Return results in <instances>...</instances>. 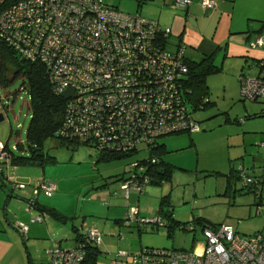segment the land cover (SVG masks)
<instances>
[{
	"label": "rangeland",
	"instance_id": "374dc122",
	"mask_svg": "<svg viewBox=\"0 0 264 264\" xmlns=\"http://www.w3.org/2000/svg\"><path fill=\"white\" fill-rule=\"evenodd\" d=\"M106 1L122 12L139 13L146 18L156 19L162 10L161 25L173 30L166 48H171L172 42L175 44L177 31L171 19L175 14L184 15L186 8L177 4V0ZM226 2L235 4L237 13L251 10L256 14L264 13V0ZM166 20L170 21L163 22ZM185 24L186 30L203 33V30L213 28L209 23H197L193 29L189 23ZM183 41L189 58L197 61L203 56L189 47L185 38ZM222 57V54L214 57V63L221 65V69L205 77L211 104L194 113L199 130L158 139L166 145L162 159L169 166L167 176L160 183H145L140 192L131 191L127 196L120 189L122 179L119 178L130 174L131 171L127 172L131 168L130 162L146 155L145 147H139L134 155L103 161L95 148L69 147L55 138H48L41 146L44 160L40 165L30 162L14 165L10 161L3 164L0 221L9 231L6 238L14 240L16 236L11 234L12 231L18 235L22 250L14 244L3 255L0 264H12L21 251L24 260L28 254L33 264H47L46 252L57 242L60 241L63 248L75 245L73 227L81 234L90 228L100 232L95 264H133L131 256L144 247L200 252L204 241L201 222L232 223L238 234L245 237L264 230V195L258 200L255 192L243 188L241 178L250 176L261 180L264 172V143L255 134L244 132V122L250 123L252 119H245L251 114L248 110L264 99H243L237 77L224 68ZM20 83L17 80L8 87H0V145L12 149L19 144L21 150H12L14 154L29 157L26 130L31 112L27 93L18 91ZM253 125L258 127L256 123L250 127ZM40 181L54 183L55 187L48 194L39 191L36 195L33 187ZM257 190L264 191V184H258ZM33 197L41 207L53 208L70 220L61 223L49 214L43 215L37 208L29 207ZM168 210L172 211L177 225L168 219L167 226L171 227L136 222L138 218L152 220L161 216L159 212ZM29 213H33V217L41 214V223L29 224ZM20 220L30 227L35 226L33 238L12 229Z\"/></svg>",
	"mask_w": 264,
	"mask_h": 264
},
{
	"label": "built area",
	"instance_id": "2783aa9c",
	"mask_svg": "<svg viewBox=\"0 0 264 264\" xmlns=\"http://www.w3.org/2000/svg\"><path fill=\"white\" fill-rule=\"evenodd\" d=\"M191 2L176 1L183 7ZM201 5L207 11L216 8L215 0H201ZM169 35V27L139 13L122 12L105 0H13L0 10V39L22 57L42 64L58 94L73 91L56 134L100 153L134 155L139 147L151 153L159 137L199 130L190 105L192 91L186 84L187 47L179 38L166 48ZM249 47L264 49V29ZM255 66L264 68V57ZM239 86L243 99H264V75L241 74ZM209 101L202 96L197 106ZM8 157L0 145V170L1 161ZM141 158L142 162L129 163L131 172L120 184L126 196L152 182L147 169L156 158ZM241 178L244 188L264 184V176ZM54 187V183L36 182L33 193L48 194ZM35 197L29 207H34ZM41 221V214L30 219ZM136 222L164 226L159 215ZM15 226L26 234L27 224ZM201 233L200 252L144 247L131 260L133 264H264V230L245 237L232 223L221 222L206 223ZM100 242V232L87 229L73 247L56 243L48 250V264H88L89 248Z\"/></svg>",
	"mask_w": 264,
	"mask_h": 264
},
{
	"label": "trees",
	"instance_id": "16d2710c",
	"mask_svg": "<svg viewBox=\"0 0 264 264\" xmlns=\"http://www.w3.org/2000/svg\"><path fill=\"white\" fill-rule=\"evenodd\" d=\"M12 1L13 0H2V2H0V10L8 6ZM214 55L215 53L203 55L197 61L187 57L188 73L186 84L192 91L189 99L194 113L198 110L207 108L211 104V102L209 101L203 104L201 107L197 106L198 99H200L202 96H208L209 93L205 86V77L208 74L214 73L221 69L220 66H217L214 63ZM17 80L21 81L18 91L26 92L29 98V109L31 112V116L28 128L26 130V142L28 144L27 146L29 148L30 154L29 157L15 155L14 151L12 150H21V146L19 144H17L12 149L8 148L7 145H4V150L9 155V159L7 161H1V169L3 164L8 163L9 161L14 165L24 164L26 162L42 163L44 160V155L42 153L41 146L43 142L48 138H55L60 142V144H64L69 147L83 145L94 148L91 145H87L84 143L82 144L71 138L61 137L56 134L57 130L60 127L67 99L60 97L55 89H53L52 85L47 81L45 70L42 64L38 62H31L28 59L22 57L14 49H12L3 40L0 39V87H8L11 83ZM162 137H159L158 139ZM158 139H156L155 141V147L151 148V153L147 152L144 156L145 158H150L151 156L156 158V161L154 163H150V166H148L149 168L147 169V174L150 176L154 183H160L162 180H164V178L167 176V173L169 172L167 168L169 167L167 165L168 163L166 164L162 159V153L166 149L163 143H159ZM98 153L100 155L99 159L103 161H111L123 158L125 156H131L126 153ZM141 157L135 160L142 162L141 160L143 158ZM1 178L2 172L0 170V179ZM119 179H123V177ZM246 189L249 192H255L258 200H260L261 196L264 195V191L258 192L257 186L255 188L246 187ZM34 207L40 210L41 214L44 215L47 213L61 223H66L68 220H70L68 217L64 216L53 208L41 207L36 200L34 201ZM159 213L162 216L164 226H172H167V219L169 222L175 223L177 225V222H175L174 218L172 217L171 210H168L166 212L161 211ZM206 223L214 224L211 222H201V226H204ZM14 228L18 230L15 225ZM72 230L74 232V241L76 244L78 239L80 238L81 233H79L75 227H73ZM20 233L22 236L26 235L22 234V232ZM167 236L170 237L169 231ZM96 254L97 247L92 249L89 248L87 253L88 264H95ZM26 264H33L28 254Z\"/></svg>",
	"mask_w": 264,
	"mask_h": 264
},
{
	"label": "crops",
	"instance_id": "0c3cea01",
	"mask_svg": "<svg viewBox=\"0 0 264 264\" xmlns=\"http://www.w3.org/2000/svg\"><path fill=\"white\" fill-rule=\"evenodd\" d=\"M226 1L227 0H215L216 8L207 11L201 5V0H192L191 4L185 8V14H175V17L171 19V23H174V27H176L177 31V40L175 43H178L179 38L182 39V41L183 38H185V42L189 47L195 51H200L203 55L211 53H215V55L222 54L224 68L228 71L231 70L234 75H236L239 84V77L242 73L264 75V68L260 70V68L255 66V63L261 57H264V49L249 47V45L255 40L256 36L262 29H264V13L256 14L252 10L246 11L245 13H237L235 4L229 5ZM158 14L159 15L156 19L148 18L158 21L161 25L162 22L160 19L163 14L162 10H160ZM168 21L170 20L163 22L167 23ZM181 23H183V25L180 28ZM185 23H189L192 29L196 28L197 23H209L210 26L212 24L213 28H209L208 31L203 30L205 33L198 30L191 31L185 29ZM256 23H260V25H257ZM169 28L170 33H173L172 28L170 26ZM218 66L221 67V65ZM248 111L251 112V114L248 112L249 114L245 116V119L247 117L252 119L250 120V123L244 122V132L255 134L257 139H261L260 141L264 143V101L257 106L252 105ZM252 123H256L258 127H255L254 125L253 127H250V125L252 126ZM163 145L166 149V145L164 143ZM262 176H264V172H262L261 177ZM3 215L7 217L5 212ZM28 216L32 219L33 213H29ZM17 223L25 222L20 220ZM30 223L34 224V222L29 221V224ZM29 224H27L28 230L25 237L29 235L31 239L34 237L33 232L35 231V226L30 227ZM12 229L18 231L14 228V225ZM8 234L9 231L0 221V260L14 244L18 245L22 250V242L18 235L12 231L11 234L16 236L12 241L9 238H6ZM57 243L60 244V241ZM19 256L20 257L12 264H26L27 258L24 260V253H22V251Z\"/></svg>",
	"mask_w": 264,
	"mask_h": 264
},
{
	"label": "water",
	"instance_id": "95a60500",
	"mask_svg": "<svg viewBox=\"0 0 264 264\" xmlns=\"http://www.w3.org/2000/svg\"><path fill=\"white\" fill-rule=\"evenodd\" d=\"M189 19V18H188ZM192 25V24H191ZM72 90L71 89H67V90H64L62 91L59 95L60 97L64 98V99H67L68 97H70L72 95ZM2 119V115H0V120ZM30 164H37V165H40L41 163L40 162H30ZM151 183H154L153 181Z\"/></svg>",
	"mask_w": 264,
	"mask_h": 264
}]
</instances>
